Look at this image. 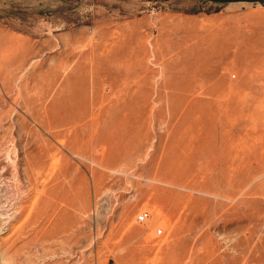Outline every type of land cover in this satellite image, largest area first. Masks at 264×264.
I'll return each instance as SVG.
<instances>
[{"label":"rangeland","instance_id":"obj_1","mask_svg":"<svg viewBox=\"0 0 264 264\" xmlns=\"http://www.w3.org/2000/svg\"><path fill=\"white\" fill-rule=\"evenodd\" d=\"M0 264H264V0H0Z\"/></svg>","mask_w":264,"mask_h":264},{"label":"built area","instance_id":"obj_2","mask_svg":"<svg viewBox=\"0 0 264 264\" xmlns=\"http://www.w3.org/2000/svg\"><path fill=\"white\" fill-rule=\"evenodd\" d=\"M147 216V211L146 210H142V211H140L138 214H137V220H142L144 217H146ZM156 231L157 232H159L160 231V228L158 227L157 229H156Z\"/></svg>","mask_w":264,"mask_h":264},{"label":"bare ground","instance_id":"obj_3","mask_svg":"<svg viewBox=\"0 0 264 264\" xmlns=\"http://www.w3.org/2000/svg\"><path fill=\"white\" fill-rule=\"evenodd\" d=\"M144 218H146V217H144ZM144 218H143V219H144ZM143 219H142V220H143ZM140 221H141V220H140Z\"/></svg>","mask_w":264,"mask_h":264}]
</instances>
